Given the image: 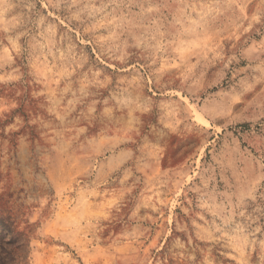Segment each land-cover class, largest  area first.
Wrapping results in <instances>:
<instances>
[{
  "label": "rangeland",
  "instance_id": "obj_1",
  "mask_svg": "<svg viewBox=\"0 0 264 264\" xmlns=\"http://www.w3.org/2000/svg\"><path fill=\"white\" fill-rule=\"evenodd\" d=\"M19 264H264V0H0V227Z\"/></svg>",
  "mask_w": 264,
  "mask_h": 264
},
{
  "label": "trees",
  "instance_id": "obj_2",
  "mask_svg": "<svg viewBox=\"0 0 264 264\" xmlns=\"http://www.w3.org/2000/svg\"><path fill=\"white\" fill-rule=\"evenodd\" d=\"M27 247V234L11 225L0 227V264H19Z\"/></svg>",
  "mask_w": 264,
  "mask_h": 264
}]
</instances>
